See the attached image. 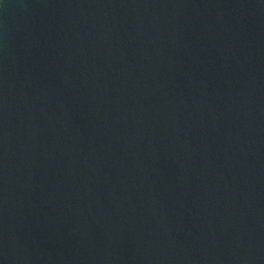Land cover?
Returning <instances> with one entry per match:
<instances>
[{
	"label": "water",
	"instance_id": "water-1",
	"mask_svg": "<svg viewBox=\"0 0 264 264\" xmlns=\"http://www.w3.org/2000/svg\"><path fill=\"white\" fill-rule=\"evenodd\" d=\"M0 264H264V0H5Z\"/></svg>",
	"mask_w": 264,
	"mask_h": 264
},
{
	"label": "snow or ice",
	"instance_id": "snow-or-ice-1",
	"mask_svg": "<svg viewBox=\"0 0 264 264\" xmlns=\"http://www.w3.org/2000/svg\"><path fill=\"white\" fill-rule=\"evenodd\" d=\"M5 3V0H0V6H3Z\"/></svg>",
	"mask_w": 264,
	"mask_h": 264
}]
</instances>
